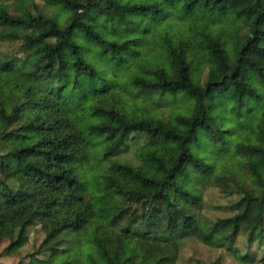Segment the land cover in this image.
<instances>
[{
	"label": "trees",
	"instance_id": "obj_1",
	"mask_svg": "<svg viewBox=\"0 0 264 264\" xmlns=\"http://www.w3.org/2000/svg\"><path fill=\"white\" fill-rule=\"evenodd\" d=\"M209 187L232 215H203ZM35 224L31 264H175L243 231L264 264V0H0V254Z\"/></svg>",
	"mask_w": 264,
	"mask_h": 264
},
{
	"label": "rangeland",
	"instance_id": "obj_2",
	"mask_svg": "<svg viewBox=\"0 0 264 264\" xmlns=\"http://www.w3.org/2000/svg\"><path fill=\"white\" fill-rule=\"evenodd\" d=\"M5 3H13L16 0H3ZM38 6L43 7L45 0H33ZM14 11V8H10ZM34 32H30L29 35H34ZM22 95L19 93H10L6 99L4 105L5 110L8 113L10 109L21 101ZM165 113H168L166 108L162 109ZM101 149V147L99 148ZM230 197L219 192L217 187H209L203 191V209L202 213L210 220H217L219 218L228 217L232 215L233 211L226 205L229 203ZM45 233L41 229L40 224H35L28 228V242L20 250L11 255L0 254V264H31V260L34 258L27 257L26 253L32 251L34 247H37L44 237ZM112 243H114L112 241ZM5 242L0 245V251ZM59 247L62 249H68L72 247V242H60ZM262 247L258 244L257 240L248 242L247 234L245 231L240 233L230 244L224 248H216L204 242L197 240L196 238H189L183 241L178 260L175 264H247L242 262L239 258L248 253V256H254L258 259L262 255ZM71 256L66 252H60L54 258L53 264L64 262L66 264H73ZM149 258L144 257L137 259L130 257L129 264H147Z\"/></svg>",
	"mask_w": 264,
	"mask_h": 264
}]
</instances>
